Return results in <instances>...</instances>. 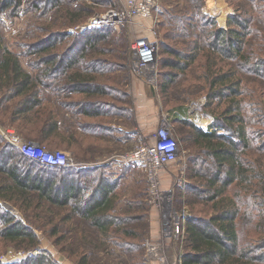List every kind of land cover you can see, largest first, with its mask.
Instances as JSON below:
<instances>
[{
	"label": "rangeland",
	"instance_id": "1",
	"mask_svg": "<svg viewBox=\"0 0 264 264\" xmlns=\"http://www.w3.org/2000/svg\"><path fill=\"white\" fill-rule=\"evenodd\" d=\"M42 1L38 11L26 3L0 14V32L8 50L35 78L57 56L52 72L38 81L43 94L33 117L40 122L51 116L58 129L48 145L27 140L10 116L13 101L0 104V168L10 165L3 153L19 151L6 138L10 132L25 143L69 156L62 167L28 165L20 174L33 183L49 182L60 195L70 188L79 195L62 199L65 205H38L34 190L30 207L0 199V216L9 214L32 225L36 242L26 249L30 240L0 237V264H29L37 257L53 264H184L185 256L197 252L187 239V226L213 225L220 198L236 202L239 211L237 252L263 256L261 199L242 196V185L220 183L225 169L218 183L209 185L217 166L196 135L226 132L217 128L222 124L217 118L229 106V93L214 95L218 87L204 77L207 51L192 53L196 36L212 38L216 30L235 29L248 34L244 52H254L251 60L264 74V0H151L148 16L138 13L133 0H62L57 7ZM235 14L238 24H230ZM106 15L114 19L112 24L89 26ZM87 35L99 38L94 48L83 45ZM143 38L157 44L156 63L144 68L133 49ZM179 60L184 71L173 67ZM234 62L224 59L217 67L243 80L238 97L246 105H264V79L248 69L237 72ZM73 74L96 79L105 93L91 95L94 88L87 93V86L70 84ZM247 116L250 149L242 157L249 153L264 163V118L251 109ZM162 134L176 147L168 161L156 149ZM108 183L114 197L109 214L119 219L112 217L103 233L72 203L87 199L94 204ZM236 191L239 197H233ZM125 216L130 220L121 221Z\"/></svg>",
	"mask_w": 264,
	"mask_h": 264
},
{
	"label": "trees",
	"instance_id": "2",
	"mask_svg": "<svg viewBox=\"0 0 264 264\" xmlns=\"http://www.w3.org/2000/svg\"><path fill=\"white\" fill-rule=\"evenodd\" d=\"M38 1L39 0H0V14L5 11H10L12 13V11L18 10L20 6L26 3L34 10L38 11L40 10L37 5ZM39 3H45L47 5L53 4L54 7H57L62 3V0H46V2L42 1ZM63 12L64 11H61V14ZM231 17L233 20H229L230 24H238V22L234 20V18H237V15L235 14ZM212 35V38L210 35H205L204 37L196 36L199 42H196L194 45L193 50L195 53H192L196 54L200 51H207L209 54V56L205 58L208 64L205 68L204 77L211 80V86L218 87L217 90L214 91V95L219 94V96L223 97L222 95H224L223 93L225 91L229 93L225 96V98L229 100V106L225 107L220 112L221 117L217 118L222 124L219 127L216 124L218 129L223 127L226 132H211V134L199 132L196 135V139L202 141L207 153L212 156L215 161L214 164L217 166V173L214 176L213 174L211 175V178H209V185H216L219 181L218 177L222 172L221 169H225L224 176H221L224 180L220 179V183L224 184L225 187L229 186L231 183L234 186L238 185V187L242 185V192L244 193L242 196H258L261 199V201H258V206L261 208V213L264 215V163H261L257 158L252 159L253 157H250L249 153L245 158L242 157V155L246 153L245 151L250 149V133L247 125L249 116H247V114L251 109V112L254 111L264 118V105L257 102L246 105L244 101L238 97L241 95L239 92L242 88H239V86L243 80L236 78L235 72H229L222 67L218 68L217 65L218 62H223L224 59H235L233 66H235L237 72L238 70L243 71L244 69H248L261 79H264V74L258 67V62L251 60L255 55L254 52H244L243 38L247 37V33L243 34L241 31L235 29H231L228 32L219 29ZM85 37L83 45L86 48H94L99 42V38L96 36L87 35ZM99 37L104 38L102 35ZM240 38L242 41H240ZM229 44H233L234 46L230 47ZM177 56L181 55L177 54ZM56 58L57 56H55V62L54 59H49V68L42 69L40 75L35 78L21 66L18 56L8 50L0 32V104L13 101L9 106V110L15 127L21 132H24V137L27 140L32 141L37 139L39 143H47L46 145H48V140L56 134L58 123L57 121H53L51 116L42 119L40 122H34L35 119L33 116L37 113L34 110L40 107L39 99L42 98L43 94V91L39 88L38 81H42L49 72H52L56 64ZM240 59L242 61H239ZM260 61L264 63V59ZM254 64L256 65V69L253 70ZM173 67L181 71H184L185 68L182 66L180 60L175 62ZM68 77L70 84L74 86H87V93H93L91 89L94 88L95 92L91 95H102L105 93L96 79L90 80L88 77H82L76 74ZM247 110L248 113L246 112ZM32 112L33 115L30 116ZM33 124L37 125L36 129H34ZM22 127L23 130L21 129ZM37 132L38 135L36 134ZM261 144L263 145L260 149L264 150V140ZM241 145L242 148H240ZM15 151L12 150L10 154L6 156H4L3 153L1 157L3 160L6 159L7 163H10V165L6 170L0 168V199L13 203L15 206L19 204L20 207L22 205L30 207L34 190H37V195L35 197L38 205L41 202L45 204L48 203L49 205H65L66 202H62L63 200L69 197L70 199L78 198L79 192L77 193L75 189L70 188L67 195H60L58 193L60 191L50 187L49 182H46L44 185L40 182L33 183L29 180V175L20 174L22 173V167H27L28 165L34 166L37 164L40 167L48 165H43L28 158L18 150ZM2 174H5V176L7 175V177L2 179ZM254 181L257 182L254 183ZM258 184L259 186L255 188ZM110 189L112 190L109 183L101 188L99 191L100 198L94 204H91L92 201L87 199L86 203L77 201H73L72 203V207L75 211H78L82 217L98 227L103 233L107 231L110 223L109 220L112 219V217L119 219L114 216V214H109L114 206V197ZM223 191L222 189V192ZM217 193L218 191L215 190V194ZM239 195L240 193L236 191L233 197H239ZM217 201L215 206L216 215L211 218L213 225H210V221H205L206 225L192 223L187 226V239L197 252L185 256L184 264H264V254L257 258L256 256L249 257L248 253L250 252H246V250L244 252H237L238 234L236 232V219L239 217V211L236 202L223 198ZM109 207H111V209H109ZM107 218V222H103V220ZM64 219L65 218H63V220ZM120 220L124 222L130 219L128 216H125L120 218ZM0 227V237L5 240L19 242L30 240V244L26 249L36 245L34 235L31 233V230H33V228H31L32 225L23 224L21 220L15 219L9 214H4L0 216ZM78 263L83 264L81 260H79ZM29 264L53 263L42 257H37Z\"/></svg>",
	"mask_w": 264,
	"mask_h": 264
},
{
	"label": "built area",
	"instance_id": "3",
	"mask_svg": "<svg viewBox=\"0 0 264 264\" xmlns=\"http://www.w3.org/2000/svg\"><path fill=\"white\" fill-rule=\"evenodd\" d=\"M135 6L138 9V13L148 16L150 12V7L152 6L151 0H133ZM140 2H143L142 4ZM112 20L111 15H106L104 18H95L89 26H101ZM112 24V22H110ZM155 42L143 38L136 41L134 45V51L142 68L147 66H152L156 63V47ZM8 140L15 146L19 151L26 157L31 158L43 165H48L50 167H62L68 161V154L60 151L54 150L49 151L40 146L34 144L25 143L19 137L15 136L13 133H8ZM156 149L162 154L163 161H168L170 157H175L176 147L173 142L168 140L166 134H162L161 138L157 144Z\"/></svg>",
	"mask_w": 264,
	"mask_h": 264
}]
</instances>
